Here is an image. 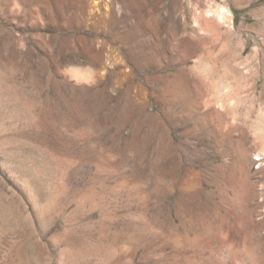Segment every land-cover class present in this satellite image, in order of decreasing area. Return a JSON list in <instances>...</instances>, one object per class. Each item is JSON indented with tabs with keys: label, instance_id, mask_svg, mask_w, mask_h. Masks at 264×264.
Listing matches in <instances>:
<instances>
[{
	"label": "rangeland",
	"instance_id": "374dc122",
	"mask_svg": "<svg viewBox=\"0 0 264 264\" xmlns=\"http://www.w3.org/2000/svg\"><path fill=\"white\" fill-rule=\"evenodd\" d=\"M0 264H264V0H0Z\"/></svg>",
	"mask_w": 264,
	"mask_h": 264
},
{
	"label": "bare ground",
	"instance_id": "6f19581e",
	"mask_svg": "<svg viewBox=\"0 0 264 264\" xmlns=\"http://www.w3.org/2000/svg\"><path fill=\"white\" fill-rule=\"evenodd\" d=\"M99 1H100V0H99ZM95 5H96V7H98V6L100 5V2H99V3L96 2ZM82 6H83V5H82ZM220 6H221V5H220ZM79 7H80V6H79ZM85 7H86V6H85ZM85 7H84V8H85ZM96 7H95V9H96ZM220 8H221V7H220ZM209 9H210V8H209ZM223 9H224V7H223ZM97 10H98V9H97ZM194 10H195V9H194ZM224 10H226V9H224ZM115 11H116V10H115ZM219 12L221 13V11H219ZM224 12H225V11H223V13H221L220 16H218V17L221 18V19L218 18V20H221V21H222V18L226 17V16L224 15V14H225ZM209 13H210V12H209ZM216 13H217V12H216ZM90 14H91V13H90ZM105 14H106V13H105ZM213 14H214V13H213ZM204 15H205V14H204ZM206 16H208V15H206ZM210 16H211V15H210ZM210 16H209V17H210ZM216 16H217V15H216ZM197 17H198V16H197ZM199 17H200V16H199ZM194 20H195V19H194ZM224 20H225V19H224ZM221 21H220V22H221ZM224 22H225V21H224ZM207 25H208V24H207ZM199 67H200V66H199ZM200 68H201V67H200ZM195 69H197V68H195ZM195 69H193V71H194ZM75 70H76V69H75ZM203 70H204V68H203ZM76 71H77V70H76ZM76 71H75V72H76ZM72 72H73V71H72ZM195 72H196V71H195ZM84 73H85V72H84ZM86 73H88V72H86ZM191 73H192V71H191ZM203 73H204V72H203L202 70H198V72H196V74L199 76V78H202V79H203V77H204V75H205V74H203ZM72 74H73V73H72ZM72 76H73V75H72ZM74 76L77 78L76 80H79V81H80V80H86V79L88 80V79L91 78V76L88 75V74H79V75H78V73H77V74H75ZM74 76H73V77H74ZM90 80H91V79H90ZM164 94H165V93H164ZM156 96H157V95H156ZM228 130H230V129H228ZM234 131H235V130H234ZM231 133H232V131H231ZM245 152H246V151H245ZM242 153H243V152H242ZM244 154H245V153L242 154L244 157L241 155V156L243 157V160L245 159V156H246V155H244ZM246 154H247V153H246ZM247 157H248V156H246V158H247ZM247 159H248V158H247ZM247 159H246V162L249 161V160H247ZM241 161H242V160H241ZM242 164H243V163H242ZM246 164H247V163H246ZM247 165H248V164H247ZM247 165H246V166H247Z\"/></svg>",
	"mask_w": 264,
	"mask_h": 264
}]
</instances>
